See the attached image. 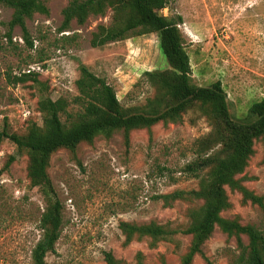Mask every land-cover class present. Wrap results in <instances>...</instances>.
<instances>
[{
  "label": "rangeland",
  "instance_id": "374dc122",
  "mask_svg": "<svg viewBox=\"0 0 264 264\" xmlns=\"http://www.w3.org/2000/svg\"><path fill=\"white\" fill-rule=\"evenodd\" d=\"M69 1L44 0L48 12L26 18L31 47L19 25L8 29L13 10L0 4V129L7 123L10 132L22 135L30 123L41 125L37 105L41 96L65 98L67 109H77L72 97L77 94L79 62L104 77L123 106L143 104L153 95V88L140 81L145 70L169 67L154 32L92 46L97 25L111 23L109 8L82 24L73 19L62 30V9ZM159 11L182 18L178 27L192 82L208 86L220 80L233 118L245 117L249 105L264 97V0H169ZM24 72L31 74L30 79L15 83L13 76ZM210 130L206 116L193 108L180 122L133 129L128 147L119 130L110 138L97 136L92 143H79L75 155L66 148L55 151L47 171L62 206V224L46 262L106 264L103 252L109 250L124 264H136L138 252L143 254V264H179L190 235L177 233L154 247L148 239L124 245L119 223L154 220L183 228L190 222L189 211L200 200L177 198L165 203L159 196L198 187V178L185 166L196 158L197 139ZM253 149L241 176L248 189L264 195V140L256 139ZM226 192L230 207L222 211L224 217L264 229V213L257 204L243 202L238 190L226 187ZM45 204L43 194L30 183L26 151L4 139L0 144V264H31ZM241 238L246 244L247 237ZM202 251L204 255H195L191 264H207L205 256L216 264H231L240 247L235 235L215 228Z\"/></svg>",
  "mask_w": 264,
  "mask_h": 264
},
{
  "label": "trees",
  "instance_id": "16d2710c",
  "mask_svg": "<svg viewBox=\"0 0 264 264\" xmlns=\"http://www.w3.org/2000/svg\"><path fill=\"white\" fill-rule=\"evenodd\" d=\"M168 1L70 0L62 9V30L68 28L73 19L82 24L90 15H101L107 8L112 11L111 23L98 24L92 32L90 43L94 47L132 34L156 33L160 52L169 67L145 70L140 81L153 88V95L148 96L143 104L123 106L113 86L79 62V76L75 80L77 94L72 97L77 109H67L69 102L65 98L41 96L37 101L42 113L41 125L30 123L22 135L10 132L7 123L0 129V144L9 139L26 151L30 183L38 187L46 202L39 218L41 235L31 250V264H48L45 257L54 251L60 235L62 206L47 171L55 151L66 148L75 155L79 143H92L97 136L110 138L119 130L128 147L133 129H150L159 122H180L184 113L193 108L201 111L211 126V130L196 141V158L185 166L186 171L198 178V187L189 191L174 190L159 197L165 203L169 199L187 198L200 200L201 204L190 209V222L183 228H173L154 220L141 223L120 221L123 243L127 245L132 240L148 239V245L154 247L160 241L172 240L177 233L187 234L191 236L190 244L179 264H191L195 255H204V242L215 228H219L229 236L235 235L240 247L231 264H264V229L250 223L243 224L236 217L222 215V211L230 207L226 187L240 191L243 202L257 204L264 213V195L248 189L243 183L244 176H241L253 154L255 140H264V97L249 105L245 117L235 119L220 80L208 86L194 84L184 37L178 27L181 16L158 14ZM0 4L13 10L7 22L8 29L19 25L31 47L32 39L25 20L34 12H48L44 0H0ZM35 74L32 72L33 79ZM30 75L24 72L13 76V81H27ZM62 115L65 116L64 121ZM241 235L247 237L246 244ZM103 254L106 264H124L109 250ZM205 259L207 264H216L206 256ZM136 264H143L141 252L137 253ZM160 264L166 263L162 261Z\"/></svg>",
  "mask_w": 264,
  "mask_h": 264
},
{
  "label": "water",
  "instance_id": "95a60500",
  "mask_svg": "<svg viewBox=\"0 0 264 264\" xmlns=\"http://www.w3.org/2000/svg\"><path fill=\"white\" fill-rule=\"evenodd\" d=\"M158 14H161V12L158 10Z\"/></svg>",
  "mask_w": 264,
  "mask_h": 264
}]
</instances>
